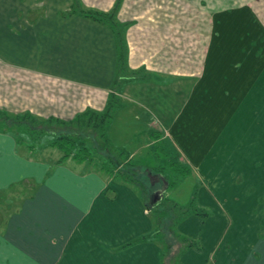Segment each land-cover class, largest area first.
Returning <instances> with one entry per match:
<instances>
[{
    "label": "crops",
    "instance_id": "1",
    "mask_svg": "<svg viewBox=\"0 0 264 264\" xmlns=\"http://www.w3.org/2000/svg\"><path fill=\"white\" fill-rule=\"evenodd\" d=\"M79 10L111 13L126 46L122 76L132 79L116 94L113 147L136 137L132 159L158 145L190 177L210 179L197 202L213 215L179 223L200 245L179 264H264V0H0V110L68 121L105 108L119 78L115 35ZM131 104L141 117L122 129ZM51 138L29 151L0 130V192L23 184L0 258L160 264L155 243L118 250L152 229L132 187L91 162L47 156Z\"/></svg>",
    "mask_w": 264,
    "mask_h": 264
},
{
    "label": "trees",
    "instance_id": "2",
    "mask_svg": "<svg viewBox=\"0 0 264 264\" xmlns=\"http://www.w3.org/2000/svg\"><path fill=\"white\" fill-rule=\"evenodd\" d=\"M79 13L109 25L115 35L119 78L114 82L113 92L110 93L105 108L100 112L87 110L68 121L54 118L38 119L28 113L9 115L0 110V130L14 132L17 135L18 143L26 146L29 151L39 149L42 139L47 135H52L46 146L61 151L59 163L66 159L92 162L94 154H101L105 158V163L100 169L113 179L131 186L137 192L152 223V229L149 232L132 238L120 245L118 250L129 248L138 243L151 242L157 244L161 250L160 264H179L180 257L187 250L199 249L200 245L198 240L179 232L177 226L189 216L202 219L210 217L211 214L205 208L197 205L196 196H193L187 206H181L165 196L155 201L154 189L156 186H162V180L159 178L153 185L149 176L144 172L157 176L162 174L167 179V176L158 169L159 164L154 167L145 166L143 176L140 167L133 164L130 154L125 149L115 148L111 144L108 137L109 124L115 111L122 106V100L116 94L123 83L132 79L122 76L125 68L126 46L120 27L114 21L111 13L91 10H79ZM164 161L166 162V160ZM170 163V167L172 166L171 168L177 176L192 174L191 170L184 165L179 172L178 169H174L181 164L180 162L170 159ZM168 183V188H171L176 185L177 181H168Z\"/></svg>",
    "mask_w": 264,
    "mask_h": 264
},
{
    "label": "rangeland",
    "instance_id": "3",
    "mask_svg": "<svg viewBox=\"0 0 264 264\" xmlns=\"http://www.w3.org/2000/svg\"><path fill=\"white\" fill-rule=\"evenodd\" d=\"M148 86L149 85H145V83H143V84L140 85V88L151 90ZM163 96H165V93H163ZM173 99H174V101L176 100L175 97H173ZM141 111H143V110H141L140 108L135 107V106H133L131 104L130 110L129 111H125L124 113H122V116H123V120H122L123 128L122 129H128L130 127H133L132 126L133 123H131V121H134L135 117H137V116L141 117V114H140ZM121 119H122V117H121ZM133 133H136V131H133ZM108 135H109V132H108ZM109 137L111 138V140L113 142H117L118 141V140H116L115 136L113 135V131H111V129H110ZM135 139H136V137L129 139L128 141L130 143L129 144L123 143V145L121 147L125 148L126 151H129L130 148L133 146V142H135ZM157 146L158 145H156L154 147H151L149 149H146V148L143 147V149H141L136 154H134L135 156L133 155L134 159H132V162H133V164L136 163L140 167V170H141L140 172L142 173L141 175L144 176V173L146 175L150 174L148 172H144L143 173L145 165L154 167V166L159 164L158 165V167H159L158 169L161 171V173H164L167 176V179H165V177L163 176L165 181H166L167 186H169L168 181H173V182L177 181V183H176V185L174 187H171V188L167 187V189L163 193V197L164 196L168 197V198L174 200L177 204H179L181 206H187L191 202L193 196H196V200H197V198H198V190L200 189V187L202 185L207 184L208 183L207 181H210V179H206V180L205 179L204 180L200 179V180H198V179H195L194 177L193 178L190 177V176H192V174L188 175V176H179V175L177 176V174H175V171L172 170V168H171L172 166L170 167V164H171L170 163V159H171V157L168 156V155L164 156V155H162L160 153L156 154L155 151L157 149ZM47 152H48L47 156H52L54 158H55V156L59 157L61 155V152L57 148H49ZM163 159H166L167 161L165 162ZM104 163H105V158L101 154H97L96 153V154L93 155V160H92L91 164H92V166L95 169L102 168V166H104ZM162 163H164V164H162ZM71 165L73 166L72 163H71ZM182 166H183L182 164L177 165L174 169H178L177 171L179 172L182 169ZM159 176H162V174H160ZM154 182H153V185H154ZM162 187H163V184H162V186H160V185L156 186V188L154 190L155 191L159 190ZM17 188H18V190H17ZM19 189H23V187L22 186L16 187V188L15 187H10V188L0 192V227L1 228L4 226L6 218L8 217V215L11 214L12 211L16 210L17 203L14 204V202H12V203H9V202H11V200H14L15 202H18L17 201L18 193L22 192ZM135 193L137 194V192H135ZM197 205L200 206L198 204V202H197ZM203 208H205L208 211L209 214L213 215V210L212 209H210L208 207H203ZM257 213H258V209H255L253 211V214L255 215ZM147 215H148V212H147ZM148 217H149V215H148ZM207 218L208 217L202 218V220H206ZM256 225L257 224H254L253 228H255ZM1 228H0V231H1ZM251 232H252V230H251ZM230 236H232V235H230ZM226 247H230V246L227 245ZM253 255H254V258H255L256 255L254 253H253ZM218 258L219 257H217L216 259H212V258L210 259L209 258V260L206 262V264H214V261H216ZM6 260H7V258H5L3 256V258H0V264H10V261L6 262ZM257 260H259V258ZM256 263L260 264L261 260L257 261ZM218 264H220V263H218Z\"/></svg>",
    "mask_w": 264,
    "mask_h": 264
},
{
    "label": "water",
    "instance_id": "4",
    "mask_svg": "<svg viewBox=\"0 0 264 264\" xmlns=\"http://www.w3.org/2000/svg\"><path fill=\"white\" fill-rule=\"evenodd\" d=\"M150 178L152 179L153 177L150 176ZM160 178H161V180H162L163 187H162L161 189H159V190L155 193V197H156L155 201H157L158 199H160V198L163 197V193L165 192V190H166L167 187H168L167 184H166V181H165V179H164V177H163V175L160 176Z\"/></svg>",
    "mask_w": 264,
    "mask_h": 264
},
{
    "label": "flooded vegetation",
    "instance_id": "5",
    "mask_svg": "<svg viewBox=\"0 0 264 264\" xmlns=\"http://www.w3.org/2000/svg\"><path fill=\"white\" fill-rule=\"evenodd\" d=\"M148 176H149V178H150V176L153 177L152 179L150 178V180H151V184H153L154 181H155V182L158 181L159 178H160L159 176H157V175H153V174H148ZM162 184H163V183H162ZM157 191H158V190H156L155 193H156ZM155 199H156V197L154 196V200H155Z\"/></svg>",
    "mask_w": 264,
    "mask_h": 264
}]
</instances>
